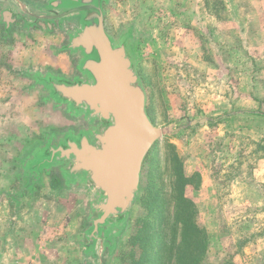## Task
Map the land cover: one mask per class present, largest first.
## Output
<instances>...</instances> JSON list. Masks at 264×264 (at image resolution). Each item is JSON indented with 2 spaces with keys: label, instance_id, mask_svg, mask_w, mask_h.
Wrapping results in <instances>:
<instances>
[{
  "label": "rangeland",
  "instance_id": "obj_1",
  "mask_svg": "<svg viewBox=\"0 0 264 264\" xmlns=\"http://www.w3.org/2000/svg\"><path fill=\"white\" fill-rule=\"evenodd\" d=\"M104 11L105 29L114 37L127 27L134 29L147 112L166 132L145 157L138 196L114 250L99 262L85 256L87 192L65 187L56 170L42 172L41 183L19 175V165L34 146L52 133L77 131L83 124L45 100L46 93L32 87L20 69H51L72 77L76 58L62 49L66 34L59 27L48 32L42 25L6 36L0 28L2 258L9 245L21 249L11 250L20 258H38L35 264H134L140 256L142 264H164L168 255L162 241H175L172 253L180 242L176 218L183 215L178 213L182 193L195 204V220L208 232L202 264L233 257L245 264L250 255L264 262L262 245L248 253L243 247L244 241L259 239L262 222L264 230V204L246 207L240 201L246 189L233 208L228 197L234 177L253 179L264 193V0H109ZM56 36L60 40L54 43ZM39 52L52 60L65 56L68 73L56 61L35 65ZM176 158L184 174L198 169L218 185L222 204L210 189L186 186L180 192ZM53 177L56 188L50 187ZM28 224L43 226L44 233L34 230L22 249Z\"/></svg>",
  "mask_w": 264,
  "mask_h": 264
},
{
  "label": "water",
  "instance_id": "obj_2",
  "mask_svg": "<svg viewBox=\"0 0 264 264\" xmlns=\"http://www.w3.org/2000/svg\"><path fill=\"white\" fill-rule=\"evenodd\" d=\"M108 2H7L23 19H27L24 14L47 24L57 19L66 34L62 49L76 58L72 77L51 69H20L32 79V87L46 93L45 100L83 124L77 131L52 133L43 144L34 146L19 165V175L33 176L41 183L42 172L56 170L65 187L87 192L90 224L84 231L83 254L98 262L106 251L114 250L138 196L145 157L166 132L147 112L134 29L127 27L117 37L105 29L104 5ZM65 20L76 24L65 30Z\"/></svg>",
  "mask_w": 264,
  "mask_h": 264
},
{
  "label": "crops",
  "instance_id": "obj_3",
  "mask_svg": "<svg viewBox=\"0 0 264 264\" xmlns=\"http://www.w3.org/2000/svg\"><path fill=\"white\" fill-rule=\"evenodd\" d=\"M60 40L59 36L57 37H54V39L52 41H54V43H57L58 41ZM41 53L43 52H39L37 55H34V58H37L35 59V63L37 62V64L35 65H38V63H40L41 61L46 62V61H49L48 63H51L49 65H53V63H58V65L60 67H64L66 68L65 70H67V73H68V67H67V59L65 58V56H60L58 58V60H52L50 58H48L47 56L45 55H41ZM42 63V62H41ZM63 65V66H62ZM62 69V68H61ZM65 73V74H67ZM255 114H258V112H254ZM193 172H198L199 173V176H200V182H199V185L197 187V189H202L203 191H208L211 192V194L213 195L214 199L218 200L219 203L222 204V197H223V194H219L217 195V190H216V184L212 181H209L208 178H206L202 172H200V170H195ZM193 172H191L190 174L188 175H191ZM202 177V178H201ZM245 180V179H244ZM243 179H239L238 177H234L233 180H232V184H231V188H230V194H228V197H232V200H230V204L232 206V208L235 206V203H239V198L241 196H239V192H243L244 190L243 189H246L245 192H246V196L244 197V200L241 199L240 201H244V203L247 204L246 207H252L254 205H261V204H264V193L263 191H258L257 189H259L258 187L261 186V189H262V184L261 185H257L256 183H254L253 179H246L244 181ZM219 185H223V184H219ZM193 187L192 185H188V187ZM194 188V187H193ZM220 200V201H219ZM238 201V202H237ZM217 202V203H218ZM230 207V206H229ZM220 208L221 205H220ZM23 214V212L21 213V215ZM251 218H253V214L252 216H250ZM249 217V219L251 220V218ZM262 225V232L260 234V237L259 239L257 240H254V239H250V240H246L244 241V251L246 253L250 252L249 250L251 249H254V247H256V249H258V246L259 245H262L261 248L264 249V230H263V222L260 224ZM42 227V228H41ZM24 229L28 230L27 231V235L26 236V239L23 241H21V244L19 245V247L21 246L22 249H26L27 245L29 244V241H32V238H33V232L34 230L36 231L35 233L38 235L37 231L38 232H42V234L44 233V228L43 226H40L39 224H28L26 227H24ZM38 243L40 244H43L41 243L40 241H38ZM249 246V247H248ZM242 247V245H241ZM242 247V248H243ZM241 248V250H242ZM3 250V247L0 246V264H4L6 262V264H29L30 260L32 261L30 264H35L36 261L38 260V258H30L29 260L23 258L21 256V258L19 256H16L14 255V252H12L11 250H15V251H21V249L19 248H16L14 249L13 247L11 248L9 245H6V249L4 247V250L7 254V257L6 258H2V253L1 251ZM29 254V252H28ZM32 254V252L30 253ZM5 257V256H4ZM9 259V260H7ZM5 260V261H4ZM232 261L236 263L235 261V257H233ZM264 261V260H263ZM247 262V263H246ZM245 262V264H262L264 262L261 261V259L255 255V257H252V255L249 256V259H247V261Z\"/></svg>",
  "mask_w": 264,
  "mask_h": 264
},
{
  "label": "trees",
  "instance_id": "obj_4",
  "mask_svg": "<svg viewBox=\"0 0 264 264\" xmlns=\"http://www.w3.org/2000/svg\"><path fill=\"white\" fill-rule=\"evenodd\" d=\"M150 151V150H149ZM149 153V152H148ZM177 159V185L180 192L188 185H192L197 188L200 182L199 173L193 172L191 175L184 174L182 170V164ZM58 186V180L56 177L51 179V188ZM178 213L183 215H177L176 220L179 221L181 226L180 242L177 243V249L172 253V246L175 241L171 240L168 244L166 240L162 241V249L167 250V261L164 264H202L201 260L207 253L208 248V232L202 226H200L195 220L196 207L195 204L187 199L182 193L179 196ZM139 236L136 234L132 244H134ZM173 242V243H172ZM143 246L144 244H140ZM173 254V257H172ZM143 257L140 256L134 264H142ZM221 264H235L232 259L223 261Z\"/></svg>",
  "mask_w": 264,
  "mask_h": 264
},
{
  "label": "flooded vegetation",
  "instance_id": "obj_5",
  "mask_svg": "<svg viewBox=\"0 0 264 264\" xmlns=\"http://www.w3.org/2000/svg\"><path fill=\"white\" fill-rule=\"evenodd\" d=\"M10 2V0H0V28L1 32L3 33V36H6L7 33H11L14 30H24L26 33H29L30 31L34 29H40V26L44 25L45 29L48 32H54L56 27H58V20H49V24L46 23V21H43L41 19L37 20L36 22L32 21L34 20V16L32 15H26L27 19H23L19 14L15 13L12 9V5H8L7 2ZM32 2H38L40 5H44L46 0H31ZM7 3V4H6ZM12 8V9H11ZM31 12H35L32 10ZM6 23H9L10 25H6ZM74 21H63V27L64 29H69L75 26ZM64 36V35H63Z\"/></svg>",
  "mask_w": 264,
  "mask_h": 264
}]
</instances>
